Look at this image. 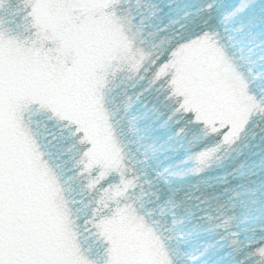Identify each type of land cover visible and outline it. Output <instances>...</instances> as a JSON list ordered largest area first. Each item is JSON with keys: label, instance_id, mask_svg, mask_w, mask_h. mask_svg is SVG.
Returning a JSON list of instances; mask_svg holds the SVG:
<instances>
[{"label": "snow or ice", "instance_id": "6c2138e0", "mask_svg": "<svg viewBox=\"0 0 264 264\" xmlns=\"http://www.w3.org/2000/svg\"><path fill=\"white\" fill-rule=\"evenodd\" d=\"M0 264H264V0H0Z\"/></svg>", "mask_w": 264, "mask_h": 264}]
</instances>
